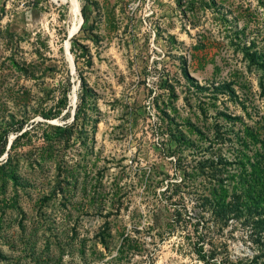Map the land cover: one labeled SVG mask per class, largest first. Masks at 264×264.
<instances>
[{
	"label": "rangeland",
	"instance_id": "374dc122",
	"mask_svg": "<svg viewBox=\"0 0 264 264\" xmlns=\"http://www.w3.org/2000/svg\"><path fill=\"white\" fill-rule=\"evenodd\" d=\"M245 46L264 52V0H0V118L13 114L29 131L12 151L20 184L0 178V264H204L196 241L223 264L257 253L248 227L197 225L189 218L193 194L185 193L184 211L166 189L180 168L210 154L215 124L225 125L217 111L248 123L264 116L262 71ZM183 65L209 89H195ZM81 76L94 93L90 119L49 157L43 128L72 122ZM223 81L237 100L212 92ZM64 94L59 114L44 119L41 112ZM162 108L197 147L172 152ZM226 127L232 141L215 140L213 151L231 158L238 126ZM15 136L9 133L6 148ZM58 181L67 198L57 192L42 202ZM175 205L182 218L168 222ZM122 233L139 243L118 255ZM59 243L66 249L60 260Z\"/></svg>",
	"mask_w": 264,
	"mask_h": 264
},
{
	"label": "trees",
	"instance_id": "16d2710c",
	"mask_svg": "<svg viewBox=\"0 0 264 264\" xmlns=\"http://www.w3.org/2000/svg\"><path fill=\"white\" fill-rule=\"evenodd\" d=\"M243 51L249 63L262 71L260 86L261 92L264 94V52L250 51V47L248 46L243 47ZM182 71L184 77L192 86H195V89L200 91L209 89L208 87L199 85L189 75L185 65H183ZM212 88V92L214 93L220 92L228 94L231 99H238L235 89L231 87V82L223 81ZM168 89L172 96L176 98L173 85H169ZM92 96H94L92 88L88 85L85 78L81 76L72 122L61 125H48V128H43L42 137L46 143L45 151L49 157L54 158L57 155V150L54 149L55 144L59 142L68 143L77 127L82 128L88 119H90L88 109L92 107L90 99ZM65 103L66 95L64 94L63 97L58 99L54 108L42 111L41 116L44 119H51L57 116L60 112L58 107L64 106ZM243 107L245 108V106ZM170 108L173 113L176 111L175 107L172 106ZM160 111L163 114V118H161L166 123V133L170 140L169 146L173 153L176 150L198 146L195 141L185 135L183 129H181L182 125L175 121V114L170 115L163 108ZM216 114L223 118L225 125L221 123L215 124V140L232 141L233 138L227 136L230 129L226 125L230 124L233 126L237 124L238 126L234 133V144H236V147L233 156L230 158L222 154L219 151V147L216 151H213V147L217 142L214 140V143L211 142L208 147H205V150L209 151L210 154L197 159L195 166L190 168L179 166L182 167L180 168L181 176L177 180L167 184L166 189L170 190V197L176 196L177 199H181L180 204L183 210L185 193L193 194L191 208L194 213L189 218H194L197 225L211 222L210 226L222 228L230 223L237 222L248 227L251 230V235L255 238L254 241L258 245L257 253L251 258H240L232 264H264V116L254 123H248L238 114L227 113L221 110L217 111ZM23 125V122L16 120L13 114L9 115V118H0V178H8L16 186L20 184V181L14 171L12 151L20 144L21 139L29 133L28 130L22 131ZM185 125H188L190 131L198 133L200 138H205L204 133L194 123L186 120ZM12 131L15 132L16 136L12 139L9 147L6 148L8 135ZM5 153L7 154L6 157L1 158ZM73 178L72 176L69 177V175L64 177V179L70 180L71 183H75V179ZM61 182L58 181V184L51 189V192L49 191L42 195V202L49 201L57 192H61L62 197L67 198L65 192L68 189H66V186L61 185ZM65 182L68 183V181ZM74 188L75 190L77 189L76 184ZM158 211H161V209ZM154 214L156 216L157 212ZM172 217H175V221H179L182 218V212L177 205H175L173 212L168 214L167 221L169 222V219H172ZM109 222H104V231L100 232L99 235L105 247L107 246L106 240L111 228ZM153 222L155 224L156 221ZM72 234L74 237L77 236V231H74ZM83 241V239L79 241L78 249L81 257L85 258L86 251ZM138 243V240L134 236L129 233L125 235L122 233L117 254L122 255L123 252L130 248L138 247ZM195 245L198 257L204 264H223V262L213 259L214 255L212 253L205 252L203 245L199 244L198 241L195 242ZM57 246L60 250L58 256L60 260V256L66 249L61 243ZM48 248L49 245H46V249ZM47 254L49 253L47 252ZM0 258H4L1 251ZM48 263L49 261L47 260L46 264Z\"/></svg>",
	"mask_w": 264,
	"mask_h": 264
},
{
	"label": "bare ground",
	"instance_id": "6f19581e",
	"mask_svg": "<svg viewBox=\"0 0 264 264\" xmlns=\"http://www.w3.org/2000/svg\"><path fill=\"white\" fill-rule=\"evenodd\" d=\"M73 2H74V4H75V0H73ZM76 7V6H75ZM74 11H75V14L77 15V13H78V10H77V8H74ZM77 19V18H76ZM79 20V19H78ZM77 21V20H76Z\"/></svg>",
	"mask_w": 264,
	"mask_h": 264
}]
</instances>
